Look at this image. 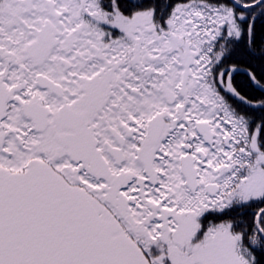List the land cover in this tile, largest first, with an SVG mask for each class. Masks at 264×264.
I'll use <instances>...</instances> for the list:
<instances>
[{
	"label": "snow or ice",
	"instance_id": "snow-or-ice-1",
	"mask_svg": "<svg viewBox=\"0 0 264 264\" xmlns=\"http://www.w3.org/2000/svg\"><path fill=\"white\" fill-rule=\"evenodd\" d=\"M0 264H264V0H0Z\"/></svg>",
	"mask_w": 264,
	"mask_h": 264
},
{
	"label": "trees",
	"instance_id": "trees-1",
	"mask_svg": "<svg viewBox=\"0 0 264 264\" xmlns=\"http://www.w3.org/2000/svg\"><path fill=\"white\" fill-rule=\"evenodd\" d=\"M242 79V78H241Z\"/></svg>",
	"mask_w": 264,
	"mask_h": 264
}]
</instances>
